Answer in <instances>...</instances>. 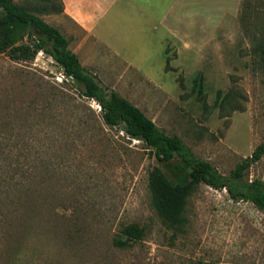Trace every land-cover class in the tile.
<instances>
[{"label":"rangeland","instance_id":"374dc122","mask_svg":"<svg viewBox=\"0 0 264 264\" xmlns=\"http://www.w3.org/2000/svg\"><path fill=\"white\" fill-rule=\"evenodd\" d=\"M24 1L33 2L15 0ZM157 1L164 4L119 0L114 10L121 16L109 35L125 58L141 55L154 79L106 57L59 13L38 16L70 41L69 49L83 56L102 86L228 175L264 142V70L254 50L264 0H187V13L204 8L219 21L195 51L171 44L161 51L166 29L160 15L173 2ZM198 25L207 32L205 21ZM18 67L24 68L0 56V264H264V213L253 204L201 185L188 200L186 230L175 237L153 210L147 186L149 171L161 168L172 179L168 169L121 127L104 125L91 100L70 80L57 79L61 70L47 55L39 53L26 69L60 90L57 97L47 95L51 105L36 97L43 83L8 72ZM199 75L203 102L192 92ZM218 91L229 101L222 110ZM234 105L238 109L231 111ZM29 144L36 152L25 160L22 148ZM37 151L42 163L30 178ZM14 160L21 164L18 173H27L21 187L12 180ZM245 178L264 181V156ZM130 224L143 229V239L116 247L114 239Z\"/></svg>","mask_w":264,"mask_h":264},{"label":"trees","instance_id":"16d2710c","mask_svg":"<svg viewBox=\"0 0 264 264\" xmlns=\"http://www.w3.org/2000/svg\"><path fill=\"white\" fill-rule=\"evenodd\" d=\"M62 12L61 0H33L32 3L24 1L22 4L16 3L15 0H0V56L24 67L14 68L8 72L18 79H23L24 75H31V79L43 83L44 86L40 85L43 91L37 92L36 97L43 98L45 105H51L52 101L47 95L57 97L60 90L26 69L27 64L32 63L39 53H44L72 82L81 97L87 100L94 99L100 105V116L104 125L109 128L121 127L129 140L143 143L156 160L168 169L172 177L168 178V174L166 175L161 168L155 167L148 173L147 186L153 210L175 237L184 234L188 225L186 216L188 200L201 185L217 191L224 190L232 201L251 203L264 213V181L245 178L250 167L264 156V142L258 145L250 156L236 164L228 175L220 174L209 162L196 157L181 138L168 135L139 108L102 86L94 75L82 67L76 54L68 48L69 40L57 28L38 16ZM255 31L257 35L254 39V50L259 53V65L264 70V21ZM168 63L167 59V67ZM192 92L203 102V80L200 75L193 80ZM216 100V105L221 110L225 103L229 104L220 91L217 92ZM32 104L35 105V101ZM32 104L30 109L37 110L38 107L34 108ZM237 109L236 105L230 108L231 111ZM12 110L17 112L16 108L12 107ZM31 145L22 148L25 160L36 152L32 151ZM40 160L37 151V156L30 161L28 167L31 173L27 174L25 171L24 175L18 173L21 164L14 160L12 180L17 178L15 186H23L26 174L32 178V173L38 164L42 163ZM15 174L18 176L15 177ZM143 237V229L130 224L121 229L119 236L114 239V245L118 248H128L131 244L141 241Z\"/></svg>","mask_w":264,"mask_h":264},{"label":"crops","instance_id":"0c3cea01","mask_svg":"<svg viewBox=\"0 0 264 264\" xmlns=\"http://www.w3.org/2000/svg\"><path fill=\"white\" fill-rule=\"evenodd\" d=\"M63 4V12L60 14L61 18L68 21L70 24L78 28L84 35L86 41L92 42L97 47H101L106 52V57H115L118 60H124L126 64L133 66L137 69L138 72H141L146 77H151L152 75L149 72H146L143 68L144 62L141 55H136L134 59H127L124 57L122 52L118 50L114 44V39L110 37V34H115L114 28L118 23V19L121 16L118 9L114 10V7L119 2V0H61ZM153 1L156 6L164 4V2H158L157 0ZM181 1L185 8L181 6ZM187 0H172L173 4L169 8H166V12H161L160 18L162 24L165 26L164 29L165 35L162 37L161 41V51H165L169 48V44L173 45L174 49L178 51L190 50L195 51L198 48V44L204 41L206 38L203 36H210L213 34L217 28L218 20L217 16L213 18V14H207L202 12L204 8H201L196 12L187 13V6L185 4ZM195 1V0H192ZM201 1V0H200ZM213 1V0H207ZM218 2L219 0H215ZM211 3H216V2ZM224 3L228 0H223ZM237 0H231V2ZM210 4V3H206ZM217 9V6H215ZM211 9L213 7L211 6ZM209 9V10H211ZM118 11V12H117ZM208 15V16H207ZM207 16V17H206ZM213 20V22H212ZM198 21H205L207 32L205 33L198 25ZM167 22V23H165ZM211 22V25L209 23ZM215 23V24H214ZM214 24V25H213ZM100 29V33L98 29ZM126 31L128 29L126 28ZM105 34V35H104ZM125 40L129 39V32H125ZM82 43V42H81ZM70 45V41H69ZM164 45V46H163ZM163 46V47H162ZM69 48V46H68ZM78 57L82 67L86 70L88 69L86 64L82 61V57L78 55L75 51H72ZM93 56L90 59L95 57L94 50H92ZM163 54V53H162ZM146 55V54H145ZM89 58L88 56H84ZM148 56H146L147 58ZM89 59V60H90ZM91 66V65H90ZM146 66V65H145ZM154 79L153 77H151ZM150 78V79H151Z\"/></svg>","mask_w":264,"mask_h":264},{"label":"built area","instance_id":"2783aa9c","mask_svg":"<svg viewBox=\"0 0 264 264\" xmlns=\"http://www.w3.org/2000/svg\"><path fill=\"white\" fill-rule=\"evenodd\" d=\"M59 81H62V80H68L62 73L60 74V77L57 78ZM91 107L96 110L97 112L100 113L101 111V107L100 105L94 100V99H91ZM134 142H139L137 140H133Z\"/></svg>","mask_w":264,"mask_h":264}]
</instances>
